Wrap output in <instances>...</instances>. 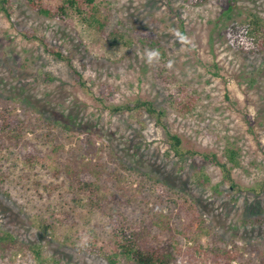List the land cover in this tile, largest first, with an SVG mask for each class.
<instances>
[{
    "label": "rangeland",
    "instance_id": "374dc122",
    "mask_svg": "<svg viewBox=\"0 0 264 264\" xmlns=\"http://www.w3.org/2000/svg\"><path fill=\"white\" fill-rule=\"evenodd\" d=\"M9 1L12 17L0 11V264H109L98 252L113 250L118 229L149 220L162 230L146 245L172 249V264H227L232 246L245 264L264 246V51L227 41L233 21H264V0H234L231 11L226 0L103 1L128 30L152 31L151 47ZM26 31L70 56L86 87ZM180 94L194 97L190 112L171 106ZM135 99L163 109L184 147L214 153L233 185L201 156H175L145 112L110 110Z\"/></svg>",
    "mask_w": 264,
    "mask_h": 264
},
{
    "label": "trees",
    "instance_id": "16d2710c",
    "mask_svg": "<svg viewBox=\"0 0 264 264\" xmlns=\"http://www.w3.org/2000/svg\"><path fill=\"white\" fill-rule=\"evenodd\" d=\"M27 5L42 16L55 18L63 21L72 15H76L82 22L96 30L100 35L111 43L132 42L138 40L142 44L155 46L158 44V37L149 29H133L128 30L120 20L117 12L103 4L104 0H25ZM188 4L198 5L207 2L208 0H184ZM228 11L233 9L234 0H226ZM0 11L8 19L12 17L13 11L9 0H0ZM27 38H32L43 45L46 52L52 54L56 60L64 61L68 66V70L79 86L85 88V80L82 74L71 62V57L63 55L58 49L50 46L42 37H35L27 31L23 33ZM125 39V40H124ZM227 41L231 48L248 54H259L264 51V21L257 15L251 14L246 19L241 21H233L227 28ZM186 95V96H185ZM171 106L179 112H190L194 106V97L188 94H183L177 97L170 95ZM110 110L115 113L122 112H145L150 117L154 118L156 124L161 126L165 132L166 141L169 148L175 156L180 160H185L192 156H201L210 163L221 168L226 180L233 182L230 176V168L221 163L214 153L197 152L190 150L183 145L182 139L172 133L165 122V111L156 108L152 102L147 100L135 99L120 106H111ZM227 158L233 165H237L238 152L233 148H227ZM56 174V173H55ZM58 174V173H57ZM207 183V178L204 179ZM202 182V184H203ZM233 185V184H232ZM153 215V214H152ZM175 224L183 226V220L177 218ZM258 218L253 221H246L247 224L258 222ZM152 222V220H151ZM122 226V225H121ZM145 227V228H144ZM159 227L152 228L150 220L138 229L127 226L118 229L114 236L113 250L110 253L99 251L109 264H118L121 260L122 264H172V249L152 247L146 245L152 236H157ZM171 228L165 227V232L170 233ZM168 237V236H167ZM141 241V242H140ZM143 243V244H141ZM236 247L227 249L223 248V257L227 264L237 260L241 264L244 258L243 255L234 253ZM248 258L245 264H264V246L258 245L253 250L248 251ZM38 255L39 252L37 251Z\"/></svg>",
    "mask_w": 264,
    "mask_h": 264
}]
</instances>
